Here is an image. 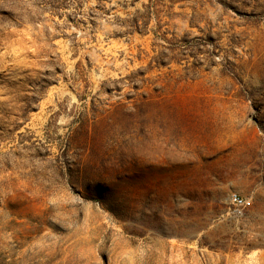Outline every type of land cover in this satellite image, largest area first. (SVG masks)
I'll return each mask as SVG.
<instances>
[{"label": "rangeland", "instance_id": "374dc122", "mask_svg": "<svg viewBox=\"0 0 264 264\" xmlns=\"http://www.w3.org/2000/svg\"><path fill=\"white\" fill-rule=\"evenodd\" d=\"M0 264H264V0H0Z\"/></svg>", "mask_w": 264, "mask_h": 264}, {"label": "built area", "instance_id": "2783aa9c", "mask_svg": "<svg viewBox=\"0 0 264 264\" xmlns=\"http://www.w3.org/2000/svg\"><path fill=\"white\" fill-rule=\"evenodd\" d=\"M229 199L232 205V213L235 216H242L244 211L251 206V200L247 199L244 195L239 192H232L229 195Z\"/></svg>", "mask_w": 264, "mask_h": 264}, {"label": "crops", "instance_id": "0c3cea01", "mask_svg": "<svg viewBox=\"0 0 264 264\" xmlns=\"http://www.w3.org/2000/svg\"><path fill=\"white\" fill-rule=\"evenodd\" d=\"M208 180V182H210V179H207ZM235 186V185H234ZM234 188V187H233ZM232 190H236L235 192H239L240 191V188H238V187H236L235 186V188L234 189H232ZM239 193H241V192H239ZM261 192H257L256 194H255V203H254V208H257L258 207V205L261 203V200H260V198H261Z\"/></svg>", "mask_w": 264, "mask_h": 264}]
</instances>
